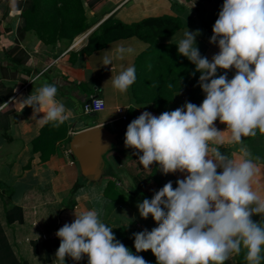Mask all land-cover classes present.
<instances>
[{
	"label": "clouds",
	"instance_id": "clouds-1",
	"mask_svg": "<svg viewBox=\"0 0 264 264\" xmlns=\"http://www.w3.org/2000/svg\"><path fill=\"white\" fill-rule=\"evenodd\" d=\"M212 31L210 43L218 45L219 52L211 59L197 47L199 29L185 30L176 44L179 54L201 73L202 103L185 101L158 116L144 111L125 133V146L137 150L134 154L145 169L155 162L164 175L183 174L176 187L168 181L151 199L137 204L140 216L151 215L157 226L133 233L134 247L137 253L151 250L156 264H225L242 249L247 250L248 264L264 260V198L252 189L258 169L242 142V137L255 136L257 129L264 133V0H224ZM134 52L131 46L115 49L119 58ZM102 62L112 65L108 51ZM233 68L231 79L227 71L218 74V69ZM135 80V66L111 77L113 87L122 93ZM57 94V85L45 82L21 103L33 109L34 119L44 113L36 119L38 124L52 122L59 127L73 113ZM92 104L98 112L104 101L94 99ZM217 119L230 129L242 159L220 151L224 140L214 126ZM102 214L103 209L75 212L73 222L56 232L60 246L54 264H65L66 256L79 261L85 254L88 264H150L116 238Z\"/></svg>",
	"mask_w": 264,
	"mask_h": 264
},
{
	"label": "crops",
	"instance_id": "crops-1",
	"mask_svg": "<svg viewBox=\"0 0 264 264\" xmlns=\"http://www.w3.org/2000/svg\"><path fill=\"white\" fill-rule=\"evenodd\" d=\"M223 2L108 0L98 12L87 8L88 23L91 26L89 31L96 29L109 16L125 23L137 22L148 16H178L183 26L171 35L160 37L159 42L177 44L185 30L194 32L199 29L201 34L196 38L197 47L200 53L211 59L219 52V48L210 43L213 32L203 25L202 19H212L218 15ZM5 26L10 25L5 23ZM11 31L13 29L7 30L2 36L8 45L6 48L15 40ZM25 39L26 44H29H24V48L29 54V65L26 67L30 72L21 70L25 73V79H4L14 89L7 100L15 108L9 115L11 140L0 131V179L13 190L8 206L17 204L23 208V220L7 224L5 207L0 205V221L17 257H23L34 264H54L60 243L53 245L52 259L48 261L44 240L65 223L73 222L75 212L81 214L90 209H103L101 219L113 228V232L119 227H129L137 232L145 228L150 231L156 227L151 215L147 219L140 216L138 202L145 198L151 199L154 192L168 181H172L173 187H176V180L183 178V174L177 172L164 175L155 162L149 169H145L134 154L137 150L125 146V133L128 124L142 112L148 111L158 116L183 106L189 100L176 92L174 100L163 110L153 102H137L132 85L124 93L113 87L111 77L128 66H135L138 55L145 47L137 37L117 40L89 54L78 52L86 43L80 45L74 42L59 52L60 42L41 46L39 39L30 31ZM121 45L134 48V54L117 57L115 49ZM105 51L112 58V65H103L102 56ZM73 52L78 53L75 55ZM218 70L223 73L227 71L230 76L236 72L234 68ZM45 82L57 85L56 98L71 110L73 116L66 121L65 138L57 142L55 151L48 158L43 159L41 152L34 150L33 140L44 125L38 124L36 119L42 118L44 113H38L34 119L33 109L25 107L21 102L34 88ZM97 96L104 99L105 106L98 112H85V101H91ZM204 98L205 93L200 89L191 103L200 105ZM124 114L126 119L123 118ZM214 126L223 132L224 146L234 143L226 124L217 119ZM244 145L251 152L258 169L251 182L252 189L264 198V133L257 132L255 136H250ZM238 149L225 150L223 154L238 161L242 159ZM66 196L70 197L67 199ZM95 196L100 199H95ZM32 241L37 242L38 251L34 250ZM143 252V258L149 256L157 259L151 250ZM65 264H88V257L85 254L83 259L75 261L66 256ZM225 264L246 263L239 261L238 254H233Z\"/></svg>",
	"mask_w": 264,
	"mask_h": 264
},
{
	"label": "trees",
	"instance_id": "trees-1",
	"mask_svg": "<svg viewBox=\"0 0 264 264\" xmlns=\"http://www.w3.org/2000/svg\"><path fill=\"white\" fill-rule=\"evenodd\" d=\"M107 2L108 0H0V14L2 13L0 15V35L9 30L4 25L2 16L9 15L13 10H19L21 20H23L21 21L22 26L18 28L21 36L18 37L19 40L24 37L26 31L34 30L38 37L48 45H56L63 40H68L67 44H70L76 36L91 27L88 23L87 8L98 12ZM217 18L218 15L212 19H202V23L212 31ZM182 26L183 23L178 16L167 14L148 16L133 23H125L109 16L88 35L86 44L78 52L89 54L117 40L139 38L145 47L135 63L136 80L132 84L133 95L137 102H153L157 108L166 110L174 100L176 92H180L183 97L193 102L197 92L202 89L198 83L201 73L195 71V65L191 61L179 54L178 46L174 43L159 42L160 37L173 34ZM78 52L73 53L76 55ZM4 54V58L7 60L6 67L19 68L25 73L30 72V69L25 65L26 49L19 41L6 49ZM201 55L206 56L203 53ZM152 56L156 57L155 64L149 66ZM1 68H5V66L1 65ZM218 74L224 73L218 70ZM6 77L8 76L0 74V82ZM232 77L228 75L229 79ZM2 84H4L5 90L0 94V106H4L0 109V125L3 127L0 131L5 138L11 140L9 115L15 111V108L12 102L7 103V100L13 94L14 89L3 82ZM256 132L259 130L257 129ZM66 134V122L59 127L53 126L52 122L46 123L33 140L34 150L40 151L42 158L46 159L55 151L57 142L65 138ZM249 137L242 138L243 144ZM239 147L240 145L236 143L227 144L221 146L220 151L223 154L225 150ZM3 189L8 190L7 196ZM12 193L13 190L0 179V199L5 207L7 224L23 220V208L20 205L8 206ZM253 219L258 221L261 217L255 216ZM136 232L129 227H119L114 230L115 235L133 254L143 257L144 252H139V254L134 247L133 233ZM57 243H60V239L56 233L44 240L45 255L48 261L52 259L53 245ZM32 245L34 250L38 251L37 242L32 241ZM246 251V249H242L238 254V259L248 264L245 260ZM261 255L264 256V246H262ZM146 257L147 259H144L150 264L156 263L154 258ZM0 264H34L23 257H17L1 221ZM261 264H264V260L261 261Z\"/></svg>",
	"mask_w": 264,
	"mask_h": 264
},
{
	"label": "rangeland",
	"instance_id": "rangeland-1",
	"mask_svg": "<svg viewBox=\"0 0 264 264\" xmlns=\"http://www.w3.org/2000/svg\"><path fill=\"white\" fill-rule=\"evenodd\" d=\"M200 1V0H199ZM200 9V8H199ZM0 15H2V13L0 14ZM2 18H3V23H4V25H5V23H6V25H10V26H7L10 30L11 29H13V31H11V33L12 34H14V38H15V40H14V43L13 44H15L16 43V41H19V43H21V45L24 47V44H26V42H27V40L25 39V37L27 36V32L28 31H26L25 32V34H24V37L23 38H21L20 40L18 39V37H21L20 36V32H19V30H18V28H20L21 26H22V23H21V21H23V20H21V15H20V11L19 10H13V11H11L10 12V14L9 15H7V16H2ZM30 31V33H34L35 34V36L39 39V42H40V45L42 46L43 44L44 45H48V44H46L45 42H43V40H41L39 37H38V35H37V33L34 31V30H29ZM88 31H89V29L88 30H86L85 32H83V33H81L80 35H78V36H83V40L79 43L80 45H82L83 43H86L87 42V40H88V36H85L87 33H88ZM5 34V32L3 33V34H1L0 35V59H2L1 61H0V74H4V75H7L8 77H6V78H3L2 79V82L3 83H5L6 85H9L7 82H4V79H16V78H18V77H20V78H23V79H25V73L22 71L21 72V69H19V68H12V67H6V65H7V60L4 58V51L6 50V49H8V48H6V46H8L7 44H6V42H5V40H4V38L2 37L3 35ZM2 37V38H1ZM76 38H77V36L73 39V41L70 43V44H67V43H69L68 42V40H63V41H61L60 43V45L58 46L59 47V52L61 51V50H63V49H65V48H68L69 46H71V45H73L74 44V42H75V40H76ZM26 40V41H25ZM25 41V42H24ZM24 42V43H23ZM12 44V45H13ZM11 45V46H12ZM27 46L29 45V44H26ZM10 46V47H11ZM28 56V57H27ZM155 58L156 57H154V56H152L151 57V59H150V61H149V66H153L155 63ZM28 59H29V54H28V52L26 51V62H25V65H29L28 64ZM158 59V58H157ZM1 65H4L5 66V68H1ZM2 82H0V94H1V92H3L4 90H5V86H4V84H2ZM14 92V91H13ZM12 96V95H11ZM10 96V97H11ZM9 109H10V107L9 106H7ZM2 107L0 106V109H1ZM4 190V189H3ZM4 191H6V195L5 196H7V194H8V190H4ZM68 196V195H67ZM66 196V197H67ZM70 197V196H69ZM69 197H67V199L69 198ZM0 205H3V203H2V201H1V199H0ZM9 240V239H8ZM9 242H10V240H9Z\"/></svg>",
	"mask_w": 264,
	"mask_h": 264
},
{
	"label": "built area",
	"instance_id": "built-area-1",
	"mask_svg": "<svg viewBox=\"0 0 264 264\" xmlns=\"http://www.w3.org/2000/svg\"><path fill=\"white\" fill-rule=\"evenodd\" d=\"M94 99H100V100L104 101V99L102 97H99V96L92 98L90 102L89 101H85V104H84V111L85 112L90 113V112L94 111V105L92 104V101ZM104 106H105V102H104ZM119 111H122V109L119 108ZM126 117H127L126 114H124L123 118L126 119Z\"/></svg>",
	"mask_w": 264,
	"mask_h": 264
},
{
	"label": "bare ground",
	"instance_id": "bare-ground-1",
	"mask_svg": "<svg viewBox=\"0 0 264 264\" xmlns=\"http://www.w3.org/2000/svg\"><path fill=\"white\" fill-rule=\"evenodd\" d=\"M83 39V36H77L76 40H75V44H79Z\"/></svg>",
	"mask_w": 264,
	"mask_h": 264
},
{
	"label": "water",
	"instance_id": "water-1",
	"mask_svg": "<svg viewBox=\"0 0 264 264\" xmlns=\"http://www.w3.org/2000/svg\"><path fill=\"white\" fill-rule=\"evenodd\" d=\"M94 29L88 31V33L85 36H88ZM90 102V101H89ZM93 114H96V112H93ZM75 150V149H74Z\"/></svg>",
	"mask_w": 264,
	"mask_h": 264
}]
</instances>
